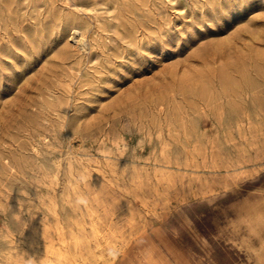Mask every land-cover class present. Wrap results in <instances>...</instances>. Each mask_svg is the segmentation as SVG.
I'll use <instances>...</instances> for the list:
<instances>
[{"label":"rangeland","instance_id":"374dc122","mask_svg":"<svg viewBox=\"0 0 264 264\" xmlns=\"http://www.w3.org/2000/svg\"><path fill=\"white\" fill-rule=\"evenodd\" d=\"M127 238L264 264V0H0V264Z\"/></svg>","mask_w":264,"mask_h":264},{"label":"bare ground","instance_id":"6f19581e","mask_svg":"<svg viewBox=\"0 0 264 264\" xmlns=\"http://www.w3.org/2000/svg\"><path fill=\"white\" fill-rule=\"evenodd\" d=\"M2 1V0H1ZM5 4L7 5V9L8 11L11 9L10 7V3L8 1H5ZM215 20V19H214ZM156 21V20H155ZM76 33H77V39L78 40H83L84 39V32L82 30V28L80 27H76ZM59 32V31H58ZM252 67V66H251ZM67 80V79H66ZM11 137V136H10ZM164 147V146H162ZM163 149V148H162ZM71 168V166H70ZM98 170V169H97ZM95 171V170H94ZM104 171V170H103ZM107 173V172H106ZM102 177V176H101ZM103 178V177H102ZM78 179V178H77ZM106 180V179H105ZM109 180V178H108ZM112 185V184H110ZM113 186V185H112ZM108 188V187H107ZM75 189V188H74ZM67 196V195H66ZM81 198V197H80ZM80 200V199H79ZM138 200V199H137ZM81 201V200H80ZM53 202V201H52ZM57 205V203H56ZM85 205V204H84ZM141 205V204H140ZM57 207V206H56ZM47 208V207H46ZM144 208V207H143ZM50 209V207H49ZM146 209V208H145ZM59 212V211H58ZM147 213V212H146ZM153 213V212H152ZM57 214V213H56ZM59 215V213H58ZM60 216V215H59ZM64 226V225H63ZM61 226V227H63ZM55 227H58V226H54ZM130 227V226H129ZM55 229H58V228H55ZM61 229V228H60ZM92 230V229H91ZM60 231V230H58ZM62 231V230H61ZM93 231V230H92ZM72 232V231H71ZM54 233V231H53ZM63 233V232H62ZM134 233L136 232H133L132 233V236L134 235ZM46 234V233H45ZM36 235V234H35ZM34 235V236H35ZM41 235V234H40ZM47 235V234H46ZM49 237V236H48ZM131 237V236H130ZM63 238V237H62ZM74 239V238H73ZM68 241V240H67ZM105 242V241H104ZM130 242V238H127L125 240H123V243L120 245V246H115V245H111L109 248H108V252L107 254L105 255H102L101 259H102V264H112L113 262L116 261V259L119 257L120 254H122L124 251H125V248L126 246L128 245V243ZM51 243V242H50ZM76 244V243H75ZM48 245V244H47ZM46 246V245H45ZM52 248V247H51ZM12 249H13V253H11V256H10V262L12 264H22V260L20 258L21 255H19V253H17L16 251V247L15 246H12ZM52 255V254H51ZM58 257H59V260L61 262V264H82L83 260L81 259L82 256L81 254L79 253H76V254H67V253H63V252H59L58 253Z\"/></svg>","mask_w":264,"mask_h":264},{"label":"crops","instance_id":"0c3cea01","mask_svg":"<svg viewBox=\"0 0 264 264\" xmlns=\"http://www.w3.org/2000/svg\"><path fill=\"white\" fill-rule=\"evenodd\" d=\"M125 253V251L119 255V257L116 259L115 262H113L112 264H121V259L123 258V254Z\"/></svg>","mask_w":264,"mask_h":264}]
</instances>
